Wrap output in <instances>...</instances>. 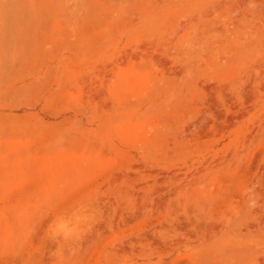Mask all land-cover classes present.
I'll list each match as a JSON object with an SVG mask.
<instances>
[{"label": "rangeland", "instance_id": "1", "mask_svg": "<svg viewBox=\"0 0 264 264\" xmlns=\"http://www.w3.org/2000/svg\"><path fill=\"white\" fill-rule=\"evenodd\" d=\"M0 264H264V0H0Z\"/></svg>", "mask_w": 264, "mask_h": 264}]
</instances>
